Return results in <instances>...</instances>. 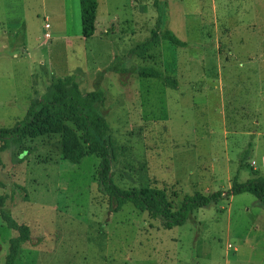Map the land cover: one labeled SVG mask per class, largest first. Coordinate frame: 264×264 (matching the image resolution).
Listing matches in <instances>:
<instances>
[{
    "label": "rangeland",
    "instance_id": "374dc122",
    "mask_svg": "<svg viewBox=\"0 0 264 264\" xmlns=\"http://www.w3.org/2000/svg\"><path fill=\"white\" fill-rule=\"evenodd\" d=\"M6 1L0 127L74 75L83 92L105 93L98 108L111 127L120 187L163 188L178 207L187 195L246 181L253 169L264 177V0H98L89 38L79 0H25V35L23 25L12 38ZM165 29L188 45L159 38L137 50ZM141 67L162 76L143 77ZM59 140L25 138L0 151V264L18 235L2 213L30 228L15 264H264V203L254 194L222 197L168 229L131 202L111 210L98 188L99 158L65 160Z\"/></svg>",
    "mask_w": 264,
    "mask_h": 264
},
{
    "label": "trees",
    "instance_id": "16d2710c",
    "mask_svg": "<svg viewBox=\"0 0 264 264\" xmlns=\"http://www.w3.org/2000/svg\"><path fill=\"white\" fill-rule=\"evenodd\" d=\"M79 2L82 35L84 38H89L96 30L99 3L98 0H79ZM159 38L168 40L176 46L188 45L170 29L153 30L150 39L139 46L141 50L139 47L137 50L145 53L147 47L157 42ZM112 70L117 68L110 64L107 71ZM137 72L146 78L162 76L160 71L151 67H141ZM100 81L97 78L96 85H100ZM167 81L173 86L176 85L171 78ZM104 99L103 90L94 89L83 92L74 75L59 77L49 84L39 97L32 98L25 116L14 126L0 127L2 142L0 151L9 147L10 143L22 141L25 138L59 135L58 147L65 160L80 163L90 154H95L99 158L98 188L108 196L111 210L119 211L123 204L131 202L140 210L147 211L152 218L161 220L163 226L168 229L186 223L192 217L195 208L208 206L222 197L249 192L264 203V177L258 175L255 169H253L255 173L253 177L243 182L234 180L228 190H216L209 194L195 192L193 195L185 196L178 207L163 188L148 186L140 189H125L120 187L111 175L116 161L111 127L105 113L98 108V104L103 103ZM251 145L250 143L249 146ZM248 155L249 153H246L245 157ZM2 214L8 225L18 231V235L10 240L9 252L5 259V264H15L20 247L31 240L30 228L26 224H19L8 214Z\"/></svg>",
    "mask_w": 264,
    "mask_h": 264
},
{
    "label": "crops",
    "instance_id": "0c3cea01",
    "mask_svg": "<svg viewBox=\"0 0 264 264\" xmlns=\"http://www.w3.org/2000/svg\"><path fill=\"white\" fill-rule=\"evenodd\" d=\"M6 11H5V15L3 17V24H4V28H7V31H5V33H10V37H19V34L17 35L16 33H18L19 28H21L23 25L24 29V35L26 32V19L24 17V15L22 14L23 12V7L25 5V0H10V2L6 1ZM60 5V4H59ZM45 17L48 18V15H46ZM99 18V14L97 16L96 22L98 21ZM46 27V24H45ZM43 27L44 30H46V32H49L47 29L50 27ZM23 44L25 45V47L23 48V50L25 52L28 53V51H30V49L34 48V46H30L28 44H26V41H23ZM34 50V49H33ZM229 262V261H228Z\"/></svg>",
    "mask_w": 264,
    "mask_h": 264
},
{
    "label": "built area",
    "instance_id": "2783aa9c",
    "mask_svg": "<svg viewBox=\"0 0 264 264\" xmlns=\"http://www.w3.org/2000/svg\"><path fill=\"white\" fill-rule=\"evenodd\" d=\"M49 26H50V24L49 23H46V27L48 28ZM46 36L50 37L51 36L50 32H47L46 33Z\"/></svg>",
    "mask_w": 264,
    "mask_h": 264
}]
</instances>
